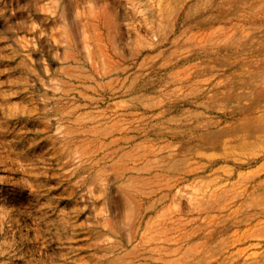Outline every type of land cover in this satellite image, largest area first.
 Returning <instances> with one entry per match:
<instances>
[{
  "label": "rangeland",
  "instance_id": "obj_1",
  "mask_svg": "<svg viewBox=\"0 0 264 264\" xmlns=\"http://www.w3.org/2000/svg\"><path fill=\"white\" fill-rule=\"evenodd\" d=\"M0 264H264V0H0Z\"/></svg>",
  "mask_w": 264,
  "mask_h": 264
}]
</instances>
